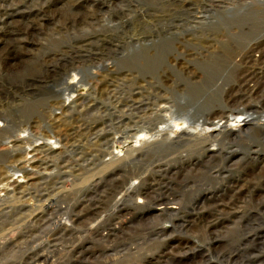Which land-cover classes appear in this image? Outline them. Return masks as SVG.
Wrapping results in <instances>:
<instances>
[{
    "label": "bare ground",
    "instance_id": "bare-ground-1",
    "mask_svg": "<svg viewBox=\"0 0 264 264\" xmlns=\"http://www.w3.org/2000/svg\"><path fill=\"white\" fill-rule=\"evenodd\" d=\"M96 1L97 0H74V4L69 2L75 8L85 5L86 2V4L88 3L86 7L88 11L74 13L72 7L71 10L66 11V13L64 12V20L69 25L77 28L79 26L91 24L89 22L93 14H90L89 9H95L97 11L103 6L101 0L100 3ZM30 2L31 0H19L18 3L16 2L13 6H5L4 3L2 7L0 5L2 8V11H0V25L6 27L10 26L8 24L10 19L25 13V9H22L19 5L25 3L26 6ZM139 3H142L140 6L145 9V16L135 15L137 19L136 23H134L135 29L133 30H140L139 34L141 35L136 37L133 36V41L149 42L155 46V50L145 55L148 64H154L165 58L168 59L169 56L167 57V55L169 51L177 55L173 59L175 62H177L179 58L185 57L181 55L178 48L179 44H182L179 36L180 34L178 35L179 31L189 33L190 38H186V40L182 38L183 41H188L189 43H191V41L197 42L202 48H206L205 45L210 44L208 46L209 49H205L206 52L209 53L208 51L213 47L212 44L215 41L213 38L215 33H212L213 29H219L218 27L222 24L223 26L230 27L228 31L231 33L230 35L232 37L237 39V44L233 46L231 44H226L224 41L226 49H221V51L218 49L219 52H210L209 55H211H208L207 59H203L201 60L202 63H198L201 65L199 71H201L202 75L193 77V80H189V78L183 76L184 74L178 75L186 88L180 92L172 90V96L174 95L175 97H161L162 99L160 101V104H171V108L175 109L174 112L168 109L163 111L164 114L170 113L171 120H166V116L156 112L157 110L155 107L157 103L146 104L140 98L142 96L140 92H134V96H132L129 101L121 104L120 107L126 108L127 112H129L128 114L131 116L128 121L130 123H125V125L130 127L131 124L134 123L131 119L132 116H136L135 119L138 120L135 122H138L141 120V116H137H139V114H144L146 122L150 124V128L146 132L145 130L143 132L151 136V138L142 142V146L138 148L129 146V148L126 149L127 151L124 159L118 160L111 158L110 161L104 160L107 156H112V154L109 153V147L114 141L111 133L114 128L112 127V123L113 121H120L122 118L126 117L127 114H125V116L120 115V113L122 114L124 111H118L116 109L113 113H110L111 115L108 119L94 120L92 123L82 119V121H77L75 126L68 127L66 125V127V119L72 114L78 113L81 115L83 113L85 115V111L91 114L96 110L102 109L101 104L102 106H104V104L96 99H91V102L87 105L85 101L88 99L86 98L80 103L74 102L73 105L67 108L64 103L60 102V104H58V109L62 110V114L53 119L55 120L53 121L54 128L65 126L66 129L62 137L66 144V148L67 146H71L76 154L80 152V156L77 160H73V162H68L67 160H65L66 162L63 161L64 163L60 166L57 165L58 170L56 175L47 178L44 177L45 174H43L42 171L53 168L56 163H54L51 148H49L47 144L34 148V150L29 152V155L31 154L32 156L31 158L27 157V161H23V157L14 159L13 162L17 164L18 170L24 172L36 170L33 176L28 178V180L29 182L36 181L35 184L39 185L38 201L47 202V206L45 207L46 210L40 213L41 216L35 218L31 221V224L25 227L22 226L26 221L25 215L22 213L24 210L18 205L13 207L10 206L8 199L11 198L12 194L14 196H26L29 194V189H27V187H19V181H13L8 173H2L0 176V183H5L8 187L2 190L5 196H1L0 198V264H130V262H126L125 258H139V253H133V251L142 248L140 241H144L145 244L152 241L155 243L154 246L157 247L156 249L159 250L139 263L175 264L179 261L177 259H180V261L181 258L190 259L191 252H193V250L195 251V249H191L194 246H192L188 238L174 237V233L185 232L189 227H195L198 234L200 232L204 234V236L206 235V237L209 236L211 240H216L215 243L218 244L223 241V239H218L235 223L236 219L241 218L243 215L245 216L244 213H246L247 210V208L245 209V205L248 201L255 197L257 191L264 190V179L262 180V178L255 179L256 182L252 185L245 184V186H241L238 183L243 181L244 177L243 180L239 181L234 179V177L226 179L229 181L224 188L222 187L223 190L221 191L212 192L208 195H198L199 197H192V195L186 194L189 181L192 180L191 182L194 183L196 181V177L194 178V173L193 175L191 174L190 170L192 169L190 168H193L194 171V167H200L197 174L202 173L201 169L203 167L199 165V162L201 163L200 160L202 157L204 158L205 150H200V153L197 154L198 156L194 153L195 155L191 156L190 154L181 156L177 160L174 157V159H171L172 156L185 146H194L195 143L203 141V144L210 143L213 137L207 134V130L210 129L211 126L221 129L219 134L227 135V133H225L227 127H229L227 125L231 124L232 120L243 116H247L246 118L248 119L246 132L255 130L254 132H256V134L264 136V125L257 128V124L254 123L264 115V112H262L264 111V77L261 75V78L259 75V73L264 75V63L259 64L258 75L250 74L249 76H245L246 80L244 82L249 81L253 83L252 87L249 85L233 84L231 90L227 89V87L225 88L228 82L227 78L229 77V73L228 75L226 74V63L229 65L232 63V65H234V62H232L233 60H231L232 54L235 57L243 52L247 53L251 51L254 54L260 52L264 56V43L255 44L264 39V0H137V4ZM50 5L51 2H47L48 12L51 13L52 9ZM125 8L129 9V6ZM125 8L122 7V11L119 9L121 13ZM26 9H28V7ZM66 14H72V16L67 18ZM196 15H200V17H195ZM29 18H31V16ZM120 25H122V23ZM152 25H154L158 31L157 39H155L154 43L151 41L152 39H150L153 38L155 34V28ZM17 31L19 32L15 34L16 39H3L8 45L5 49V53L9 56H13L12 60H15V62L20 60L19 50L23 48L20 47L19 42L24 41L21 36L22 32L18 29ZM27 31L29 30H26V32ZM217 34H215V37ZM93 35L95 34L79 30L70 37V40L76 45V48H79L88 44L90 41L92 42L94 39L100 40V38L91 39ZM247 40L250 41L245 43ZM253 41H255L253 43L254 45L251 43ZM215 42H217V40ZM96 43L97 42H94V44ZM220 46H222V44ZM17 49L18 51L15 55H10ZM72 50L73 49L70 51ZM103 50L104 49H102V51ZM72 52L76 53L77 51ZM95 52H98V50ZM230 53L231 55L229 56ZM65 54L66 56L68 55L67 52ZM69 55L71 66H69L70 68L66 67L67 70L69 72L74 69L81 70V68L77 66L74 67L75 63H77V55L75 56L73 54L75 56L74 58H71ZM94 55V59L102 58L98 53ZM86 56L87 55H85V59L87 58ZM55 58L56 55H50L48 60L52 61ZM66 58L67 57H65V59ZM256 58L259 57L256 56ZM89 59L87 61H90ZM256 60L255 63L257 62ZM58 62L60 64V62L62 63L65 61L58 59ZM189 62L192 63V61ZM83 63H86L84 59ZM16 64L18 65V62ZM195 64H197V62L194 63V65ZM61 66H64V64H61ZM54 68L55 67L50 69L49 66H47L44 72L48 73L51 78H54V80L52 79V81H54L53 83H57L56 80L58 79L56 77L62 72H59L58 68ZM82 69L81 71H83V74H86L84 75L83 83L90 79V82L96 80L94 81L95 83L97 82L96 86L100 85L101 80H97V75L91 76L88 70ZM24 70L26 69L16 66L15 64L9 68L11 77L20 76L22 73H25ZM106 71L114 78L116 72L114 69H107ZM164 74L166 75V73ZM25 75H27V73ZM111 76L110 78H108L109 76H103L102 81L106 88L104 91L108 94V97L115 94L118 84L117 79H113ZM192 76L194 75L192 74ZM232 77L233 79L235 78L234 75ZM232 77L230 76V79ZM34 83L35 82L31 81L30 86H34ZM63 84L64 83L61 85ZM256 87L257 89H255ZM56 88L57 90L52 89V92L54 96L57 97L69 91V88L58 89V86ZM95 89L96 87L93 89V92L97 90ZM164 90L167 89L165 88ZM217 96L219 97L215 99ZM185 97L188 99L186 103L184 102V99H186ZM240 104H244L243 110L239 109L238 106ZM106 111L107 110H105V112ZM39 115L43 119L45 118V115L42 113ZM50 118H52V116ZM180 121L189 124L188 130H182L183 132L180 135L173 137L175 133V130H173L175 129L174 126ZM223 121L225 124L222 126L219 125ZM19 123V120L14 118L13 126L10 124L6 131H11L14 125H18ZM59 124L60 126H58ZM157 125H163V127L160 129ZM136 136L135 134L131 138L122 137L119 144L126 146V144L130 142V139H134L133 137ZM225 137L227 136H222V138ZM85 142H90L91 145H89L90 147L87 149H85L84 146ZM211 142L214 143L215 141L213 140ZM251 154L259 155L260 151L255 150ZM9 157V151L0 153V163L6 162ZM217 157L218 156H216V158ZM255 160H259V157L254 158V164L255 162L257 163ZM83 162H87L86 167L82 164ZM138 165H144L141 171L134 170V167ZM100 167H103V169L104 167H112L111 171H109V174H112L106 175L107 172L104 174L101 170L104 176H99L96 183L85 188L86 185L89 184L86 183L85 189L80 191L79 194L75 193L74 187L73 192L71 191L72 180L70 181V177H73V180L79 179L84 176L81 174L82 169H85V171L86 169H90L91 171L99 169ZM10 168L12 169L13 166H9V168L5 170ZM148 169L150 170L149 172ZM90 175H93V173ZM142 175H145V177L143 178ZM206 177L208 178L209 175ZM49 178L52 179V181L47 183ZM139 179L141 182L136 185V181ZM179 179L183 182L182 184H179V181L177 182ZM85 180L87 179L85 178ZM85 180H83V183ZM234 180L236 182H234ZM67 182H70V184L64 187ZM80 188L78 190H80ZM193 188L194 187L190 184L189 189ZM240 194H242L243 197H240ZM118 196H123L122 200L115 201ZM136 199L139 201L135 202ZM191 209L195 211L194 217L189 213ZM124 211L133 212L123 214ZM111 212L112 214H110ZM141 212L143 213L141 214ZM155 212H161L162 215L155 214ZM145 213L148 215L146 217L149 218L153 216L155 219L157 218L156 220H158V222L164 218L172 219V221L170 220L172 224V233H169L170 230L165 227L158 228L157 226L159 225L156 223L154 227L152 225V227L148 228L149 232L145 231L147 234H145L144 237L135 238L130 241L129 239L131 236L127 235L124 230L135 222L136 219L144 218ZM138 214L139 216H137ZM104 215H107V218L100 223L96 229L92 230L88 227L89 224L96 222L99 218L102 219ZM255 215L258 216L259 214L256 213ZM8 219H11V221H8ZM68 223H70L71 226H69ZM155 236H157L156 239L151 240V238ZM162 237L164 238L161 240Z\"/></svg>",
    "mask_w": 264,
    "mask_h": 264
},
{
    "label": "rangeland",
    "instance_id": "rangeland-1",
    "mask_svg": "<svg viewBox=\"0 0 264 264\" xmlns=\"http://www.w3.org/2000/svg\"><path fill=\"white\" fill-rule=\"evenodd\" d=\"M18 1L19 0L17 1L0 0V5L2 7L3 6L2 4L4 3L5 6H9V5L13 6L16 4V2L18 3ZM47 2H51L50 5L52 9L51 13L48 12ZM69 2L74 4V0L71 1L31 0V2L26 6L25 3L23 5H19L22 9H25V13L19 14L15 18L10 19V21H8V24L11 27L0 25V32H1L0 33V39H1L0 41V153L5 151L10 152V157L8 158V160L6 162L0 163V176L4 172L8 173V175H10L13 181L14 180L19 181L18 184L19 187L22 188L27 187V189H29L28 190L29 194H27L26 196L24 195L14 196L12 194L11 198L8 199L9 200L8 203H10L9 204L10 206L13 207L18 205L24 210L22 212L26 218L25 223L22 225L24 227L26 225L28 226L29 224H31V221H33L35 218L41 216L40 213H42L43 210H46L45 207L47 206V202L38 201L39 185L35 184L36 181L29 182L28 180V178H31L33 176L36 170H32L29 172L18 170L17 164L13 162L15 158L23 157V161H27L28 160L27 157L31 158L32 156L31 154L29 155V152L34 150V148H37L39 146H44L47 144V146L51 148V153L53 155L52 157L54 163L55 162L56 163L54 164L53 168H49L46 171L43 170L42 172L43 174H45L44 177L46 178L53 177L57 173L58 170L57 165L60 166L62 163H64L63 161L65 160H67L68 162L69 161L73 162V160L74 161L77 160L80 156L79 155L80 152L76 154V152H74L71 146H67L66 148V144L63 141V137H62L66 129L65 126L66 125L68 127L75 126L77 121L78 122L82 121V119H85L86 121H89L91 123L94 120H101L106 118L108 119V117H110L111 115L110 113L111 112L113 113L117 109L118 111L119 110L124 111V113L122 114L120 113V115L123 116H125V114L127 115L126 117L122 118L120 121L119 120H116L115 122L113 121L112 127L114 128L112 129L111 133L114 141L112 145H110L109 147V153H111L112 156H107L104 160L110 161L111 158L118 160L124 159L127 151L126 149H128L129 146H131L132 148H138L142 146V142H144L146 139L151 138V136L150 135L148 136L146 133L143 132L144 130L146 132L150 128V124L146 122L144 114H139V116H137V117L141 116L140 118L141 120L138 122H135L138 120L135 119L136 116H132L131 119L132 121H134V123H132L130 127L128 125H125V123L127 124L130 123L128 121L131 116L128 114L129 112H127L126 108L120 107L121 104L123 102L129 101L132 98V96H134V92H140L141 93L140 95H142L140 98L146 104L157 103V106L155 107L157 110L156 112L160 115L166 116V120H171L170 113L164 114L163 111H165V109H168L169 111L171 110L172 112H174L175 109L171 108L172 106L171 104L169 105L160 104V101L162 99L161 97H166V96L168 98L170 96L175 97L174 95L172 96L171 93L172 90L180 92L186 88L184 86L183 81L179 79L178 75L184 74L183 76H186L187 78H189V80H193V77L202 75L201 71H199L201 65L198 63L200 62L202 63L201 60L207 59L210 52H219L218 49H220V51L221 49H226L225 48L226 45H224L225 42L226 44H231L233 46L237 44V39L232 37L230 35L231 33H229L228 31V29L230 30V27L228 26L226 27L225 25L223 26L222 24L221 26L218 27L219 29L217 28L213 29L212 33L215 34L218 33L216 37L215 34L214 35L212 34L213 38L215 39V41L217 40V42L214 41V43L212 44L213 47L208 51L209 53H207L205 49L208 50L209 49L208 46L210 44H206L205 45L206 48H202L197 44V42L191 41V43H189L188 41L187 42L183 41V39L186 40V38L187 39L190 38L189 33L179 31L178 35L180 34L179 35L181 38L180 40L183 45L179 44L178 48L181 55L185 57L179 58L178 61L175 62L173 59L177 55L169 51L167 55V57L169 56L168 59L165 58L155 62L154 64L153 63L148 64L146 62L145 55L146 53L148 54L150 51L152 52V50H155V46H153L149 42L145 43L143 41H133V36L136 37L141 35L139 34L140 30L137 29L136 31H134L133 29H135L134 23H136V19H137L135 15L145 16V9H143L140 6V4L142 5V3L137 4V0H101V3H103L102 4L103 6L101 8H99L97 11L95 9L94 10L89 9L90 14L91 13L93 14V15L91 14L92 17L89 23L91 24L93 23L94 25L92 24L91 27V24H86L84 26H79L77 28L69 25L64 20L63 17L64 12L66 13V11L71 10L73 7V5L70 4ZM96 2L100 3V0L99 1L97 0ZM87 6L88 3L86 4L85 2V5H81L80 7L77 8L73 7V12L74 13L79 11L82 13L85 11L87 12L88 11L86 8ZM126 6H129V9L128 8L126 9L125 8ZM1 7H0V11H2ZM27 7L28 9H26ZM122 7L125 9H123V12L121 13ZM68 15L69 14H66L67 18L72 16V14L69 16ZM30 16L31 18H29ZM195 17H200V15H196ZM121 23L122 25H120ZM16 25L19 26L17 27ZM152 26L154 27V25ZM17 29L22 32L21 36L24 39V41L19 42L20 47L23 48L19 50L20 60L17 61L18 65L16 64L17 62H15V60H12L13 56H9L8 54L5 53V49L7 48L8 45L3 41V39L4 40H11L13 38L16 39L15 34L19 32L17 31ZM26 30L29 31L26 32ZM79 30H84L86 32H89L90 34L91 33L95 34L92 36L91 39L100 38V40L102 41L100 40L98 41L94 39L92 40L93 43L90 41L88 44L83 45V47H79L82 50L76 48V45L73 44V42H71L72 40H70V37L73 36L75 33H77ZM154 32H155V34L153 35L154 39L150 38L152 39L151 41L153 43L155 39H157L156 37L158 31L156 28L154 29ZM249 41L250 40H247L245 41V43ZM94 42L97 43L94 44ZM254 42L255 41L251 43L253 44ZM258 43L259 44L264 43V39L256 42L255 44ZM221 44L222 46L224 45L223 46L224 48L220 46ZM70 48L73 49L72 51H77V52L74 53L70 51L71 50ZM95 49L98 50V52H95L96 51ZM102 49H104L103 50L104 52L102 51ZM17 51L18 49L15 52H12V54L10 55H15ZM66 52L68 55L70 53L69 56L71 58H74L77 55L76 56L77 63H75L74 67L77 66L78 68H81V70H83L82 68H84V70L85 69L88 70L89 74L91 73L90 74L91 76L97 75L96 76L97 80L98 81L101 80L100 85L96 86L97 82L96 83L94 82L96 80L90 82V79H88L87 82L85 81L83 83L84 75L86 74H83V71H81L80 69L79 70L74 69L69 72L67 68H70L69 66H71V61L68 55L66 56L65 54ZM95 53L96 54L98 53V55L100 54L102 58L94 59ZM50 55H56V58L52 61L48 60V57ZM85 55H87L86 57L88 59L91 58L89 59L90 61H87L88 60L87 58H86L87 60L85 59ZM230 55L231 53L229 54V56ZM256 56L259 58H256ZM65 57H67L69 60L67 58L65 59ZM231 58H232L231 60H233L232 62H234V65H232V63L230 65L226 63V67H227L226 74L228 75L229 73V77L227 78L228 82L225 88L227 87V89L231 90L233 84H242L244 86L249 85L252 87L253 83H250L249 81L244 82L246 80L245 76H249L250 74L258 75L259 64L264 63V56L262 55V53L259 52L254 54L251 51H248L247 53L243 52L242 54H238L235 57L232 54ZM58 59L68 62L66 63L60 62L59 64ZM83 59L84 61H86V63H83ZM253 59L255 60L257 59L256 60L257 62L255 63V60ZM189 61H192V63H190ZM196 62L197 64L194 65V63ZM14 64L16 66L26 69L24 70L25 73H22L20 76L11 77L9 68L11 66H14ZM61 64H64V66H61ZM47 66H49L50 69H53V67L58 68L59 72H62L60 73V75L58 74L56 77L58 79L56 80L57 83H53L54 81H52V79L54 80V78H51L48 73L44 72V69ZM64 67L67 68L65 69ZM105 69L106 70L114 69V71H116L114 78L111 75H109L108 73L109 70L106 71ZM224 69L226 70L225 67ZM26 73L27 75H25ZM164 73H166V75ZM192 74L194 76H192ZM233 75L235 77L234 79L232 77ZM259 75L260 77L261 75L262 77H264L263 74L259 73ZM103 76L104 77L109 76L108 78H110L111 76L113 79H117L118 81L115 94L111 97H108V94H106L104 91L106 90V88L102 82ZM230 76L232 77L231 79ZM31 81L35 82L34 86H30ZM62 83L64 84L61 85ZM57 86L58 89L69 88V91L68 92L66 91L67 93L64 92L62 96L59 97L54 96L52 89L57 90L56 88ZM162 86H163V90H162ZM95 87L97 90L95 89L96 91L93 92V89ZM165 88L167 90H164ZM255 89H257V87ZM218 97L219 96H217L215 99H217ZM86 98L88 99L85 101L87 105H89L88 103L91 102V99H96L101 103H103L104 106L106 107L102 106L101 104L102 109L96 110L91 114L85 111L86 116L83 113L81 115H79L78 113H74L69 118L66 119L65 126H60L59 124L58 125L60 126L59 128L58 127L56 129L54 128L53 121L55 120L53 119L57 118L59 115L61 116L62 114V110L58 109V104H60V102L64 103L65 107L69 108L71 105H73L74 102L80 103ZM185 98L186 99H184V102L186 103L188 99L187 97ZM238 107L240 110H243L244 104H240ZM105 110L107 111L105 112ZM40 113L45 115L44 119L39 115ZM51 116L52 118H50ZM262 116H263L262 118H259V120L254 122L255 124H257L256 125L257 128H259L261 125H264V115ZM246 117L247 116H243L241 118L232 120L231 124L227 125L229 126L227 127L226 129L227 131L225 132L227 133V135L219 134V131L221 129H217V127L211 126V128L207 130V134L213 137V140L215 141L214 143H212L211 141L213 140H211L210 143H206V144H203L204 142L203 141V142L195 143L194 146L192 145L185 146L184 148H181L174 156L171 157V159L174 157L177 160L181 156H186L190 154L191 156L195 154L197 155L198 153H200V150L201 151L205 150V156L204 158L202 157V159L200 160L201 163L199 162V165L203 167L201 169L202 173L205 174L206 176L209 175V177L207 178L202 173H201L202 175L197 174V171L200 167H194L195 169L194 171L193 168H190L192 169L190 170L191 174L193 175L194 173L193 176L194 178L196 177L195 178L196 181L195 183L191 182L192 180L189 181L188 183L189 186L187 187L188 190H186V194L192 195V197H196V196L199 197L200 195L202 196L203 194L208 195L209 193L212 192L221 191L223 190L222 187L224 188V186H226V184L228 183L229 180H226L228 178L235 177L234 179H237L239 181V180H243L244 177V180L238 183L241 186L242 185L245 186V184L252 185L254 182H256L258 178H262V180L264 179V159H263L264 136H260L256 134V132H254L255 130H252V132L251 131L246 132L247 131L246 124L248 122V119ZM14 118L16 120H19L20 123L18 125H14V128L11 131H6L10 126V124L11 126H13ZM122 121L124 124L122 123ZM185 123L186 122L180 121L174 126L175 129L173 130H175V133L173 134V137L180 135L183 132L182 130H188L189 124L188 123L185 124ZM224 124L225 122L223 121L219 125L222 126ZM157 127L161 129L163 125H159V126L157 125ZM135 134L137 136L133 137L134 139H130L129 142L130 145L129 143H127L126 146L119 144V141L121 140L122 137L131 138ZM222 136H227V137L222 138ZM89 145L90 142H85L84 143L85 149L91 146ZM199 146L201 147V149ZM255 150H259L260 154L252 155L251 153ZM216 156L218 157L216 158ZM256 156L259 157V160H255L257 161V163L255 162L254 164L253 160L254 158H257ZM168 160L172 161L170 159ZM82 164L85 165L84 167L87 166V162H83ZM116 165H121V164H116ZM9 166L11 167L13 166L14 169L10 168L8 170H5L9 168ZM143 166L141 165L135 166L134 170L141 171ZM111 168L112 167L109 168L104 167L105 169L104 170L103 167H100L99 169L100 171L102 170L104 174L105 172H107L106 173L107 175L109 174V171H111ZM99 169H94L91 171L90 169H86V171L85 169L84 170L82 169L81 174L82 176L84 175L83 176L84 179L83 177H80L79 179L73 180V177H70L69 178L70 181L72 180L71 191L73 192V189L75 188L74 189L75 193L79 194L80 191L89 187V185L96 183L97 178L99 176H104L102 174V171L100 172ZM95 171H99V172H95ZM149 171L150 170L148 169V172ZM92 173L93 175H90ZM111 174L112 173H110L109 175ZM201 176L203 177V179ZM142 177L144 178L145 175H142ZM85 178L87 180H85ZM83 180H85L84 183ZM51 181L52 179L49 178L47 183H50ZM178 181L179 184L183 183L181 182V179L177 180V182ZM140 182H141L140 179L137 180L136 185H138ZM234 182L236 181L234 180ZM32 183H34L35 185ZM86 183L89 184L86 185ZM69 184L70 182H67L64 185V187L68 186ZM190 184L191 186L194 187L193 189H189ZM7 187L8 186L5 185V183L4 184L0 183V198L1 196L3 197L5 196V193L4 192L2 193V190H4ZM79 188L80 190H78ZM240 197H243V195L240 194ZM122 198L123 196H118L115 201H120L122 200ZM138 201H139L138 199L135 200V202ZM246 208H247L246 213H244L245 216L243 215L242 216L243 218L241 217L236 219L235 223L232 224L230 228L218 239V240L223 239V241L219 242L218 244L215 243L216 240L215 241L211 240L209 236L206 237V235L204 236V234L200 232L198 234V232L195 230V227L192 228L189 227L188 229H186L185 232H181V233L173 232L174 237L188 238L192 246H194L191 249H195V251L193 250V252H191L190 259L181 258V261L180 259H177L179 261H177V263L175 264H264V210H263L264 190L257 191L255 197L250 199V201H248V203L245 205V209ZM128 212L130 213L133 211H124L123 214H127ZM142 213L143 212H141V214ZM156 213L157 212H155V214ZM189 213L190 215L193 216L195 213L194 209H191ZM256 213L259 215L256 216L255 215ZM110 214H112V212ZM157 214L162 215L161 212ZM137 216H139V214ZM146 216L148 215L145 213L144 218H142L144 220L136 219L135 222L130 224L124 230V232H126L127 235L131 236V238L129 239L130 241L135 238L144 237L145 234H147L146 232H149L148 228L152 227V225L154 227L156 223H158L159 225L157 226L158 228L165 227L168 230H170L169 233H172V228H171L172 219L164 218L163 220L158 222V220H156L157 218L155 219L153 216L148 218ZM106 218L107 215H104L102 216V219L99 218V220H97L96 222L89 224L88 227L94 230L100 225V223L105 221ZM8 221H11V219H8ZM68 225L71 226L70 223H68ZM156 237L157 236L151 238V240L156 239ZM163 238L164 237H162L161 240ZM140 243L142 244V248L140 250L133 251V253H139V258L135 259L134 257L133 258L126 257L125 259L127 263L130 262V264H136V263L141 264L139 262H141L143 259L149 258V256H151L154 252L159 250L156 249L157 247L154 246L155 243L152 241L147 242V244H145L144 241H140Z\"/></svg>",
    "mask_w": 264,
    "mask_h": 264
}]
</instances>
